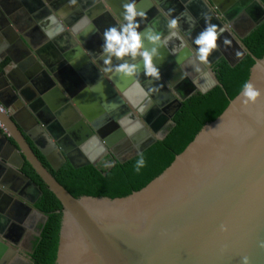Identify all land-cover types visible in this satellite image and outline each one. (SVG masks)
Here are the masks:
<instances>
[{
    "label": "water",
    "instance_id": "water-1",
    "mask_svg": "<svg viewBox=\"0 0 264 264\" xmlns=\"http://www.w3.org/2000/svg\"><path fill=\"white\" fill-rule=\"evenodd\" d=\"M51 1L21 0L39 26L53 20L49 16L62 2L72 10L68 20L58 16L70 30L66 31L59 22L57 33L65 41L60 51L66 60L77 56L76 41L88 48L90 31L94 35L90 43L95 40L101 45L103 30L121 22L125 2ZM137 6L147 12L141 28L151 25L162 36V59L154 61L160 79L145 77L139 58L134 61L137 67L131 75L105 70L98 53L88 48L95 63L88 57L70 59L74 68L86 64L76 72L80 83L74 91L61 81L58 68L52 69L46 61L45 47L31 43L21 29L17 28L16 33L12 18L6 21L10 27L2 35L6 44L16 50L15 56L9 57L13 63H20L23 78L14 80L5 70L0 73L9 92L8 107L14 109L12 112L2 104L7 110L2 117L7 133L0 132L1 241H11L4 234L10 221L3 209L14 197L6 191L23 196L9 186L12 180L18 178L27 189H37L39 198L43 194L24 172L27 163L62 205L55 264H241L242 257L248 264H264V57L252 56L244 44L245 38L264 22V0H238L229 12L216 0H205L202 8L189 0H137ZM253 9H259L261 17L254 18ZM185 10L191 12L194 22L181 16ZM205 13L218 30L224 29L219 37L230 41L229 45H220L207 66L195 59L191 43V36L204 27L201 19ZM170 16L180 17L177 28L171 30L175 35L167 24ZM89 19L94 20L85 32ZM94 24H99L98 33ZM240 27L245 30L239 32ZM145 46L152 47L147 42ZM232 47L242 53L234 60L230 57ZM246 55L255 61L248 82L260 92L257 100L242 105L236 96L217 119L204 125L164 172L140 191L114 199L75 198L39 157L40 154L55 172L66 163L76 169L95 165L107 151L124 163L126 160H121L118 153L122 148L126 153L134 144L140 154L166 137L168 131L159 133L160 129L153 128V120L162 109L173 106L169 113L172 120L184 101L221 85L212 69L217 61L224 58L235 66ZM113 63L119 61L114 58ZM207 76L212 78L211 85L201 87L199 83ZM98 80L102 81V89L98 85L97 91L85 90V85ZM149 101L151 107L144 110ZM101 124L110 130L118 127L119 137L113 141L105 138L99 130ZM39 139L47 142L45 150L37 143ZM74 159L82 162L77 164ZM28 208V213L35 210L47 219L36 208ZM18 222L21 225L10 224V231L23 236L27 230L23 221ZM20 240L11 243L19 247Z\"/></svg>",
    "mask_w": 264,
    "mask_h": 264
},
{
    "label": "trees",
    "instance_id": "trees-1",
    "mask_svg": "<svg viewBox=\"0 0 264 264\" xmlns=\"http://www.w3.org/2000/svg\"><path fill=\"white\" fill-rule=\"evenodd\" d=\"M244 44L252 56L258 59L264 57V22L245 38ZM252 56L246 55L235 66H231L224 58L215 64L214 70L221 85L205 94L197 92L182 103L172 119L173 125L168 129L166 137L142 152L145 165L138 172L133 167L138 154L124 163L116 162L107 168L89 165L76 169L66 163L58 172L50 171L75 198L91 196L114 199L140 191L172 164L205 124L214 121L225 111L242 84L249 80L250 70L255 64ZM24 172L42 191L35 208L47 218L33 244L32 264H55L62 205L30 165L26 164Z\"/></svg>",
    "mask_w": 264,
    "mask_h": 264
},
{
    "label": "crops",
    "instance_id": "crops-1",
    "mask_svg": "<svg viewBox=\"0 0 264 264\" xmlns=\"http://www.w3.org/2000/svg\"><path fill=\"white\" fill-rule=\"evenodd\" d=\"M189 1H192L193 4L196 5L198 8H202L201 6L203 2H205V0H189ZM200 1L201 3H199ZM216 1L218 5L222 7L223 10H225L226 12L232 11L233 5L236 3L238 4V0H216ZM45 5L49 9L48 3L45 2ZM242 5H245V3H242ZM197 7L195 8L198 11ZM185 11L191 14L189 10H185ZM72 14H73L72 10L69 9L67 5L57 6V11L56 12L52 11L49 16V18L53 20H51V22L45 21L43 25L39 26L38 22L33 21L34 14L24 6L21 0H0V73L3 70H5L6 73L14 80L23 78L22 75L23 72L20 70V66H19L20 63L19 64L13 63L9 57V56L12 57L15 56L16 50L13 49L10 45L6 44V42L4 41V37L2 35L10 27L9 25H6V21H8L9 18H12L14 20V24L16 25V29L14 28L16 33H18L17 28L21 29L23 30L24 35L31 43L41 47H45L43 55L52 69H55V67L58 68V71L60 72L59 77L61 81L64 83V85L70 91L71 90L74 91L76 88H79L80 79L79 76L76 74V72H78L80 68L81 67L83 68L86 64L85 63L79 64V67L81 65L80 68L79 67L74 68L72 65L69 64L70 59H72L71 61L75 59L80 61L81 59H84L82 57H88L93 63H95L94 60L90 57V50H88V48H93L95 53H98L97 57H99L100 47L97 46L96 43L97 41L95 40L93 43H90V41H92L94 37V35H92L93 32L90 31V34L88 35L89 37L87 38V43L89 45L88 48H85L83 44L76 41L79 49L77 56H75V58L71 56V58L67 60L63 58L62 52L60 51L62 49L60 45L64 44L65 41H63V35L57 33L58 32L57 28H59L58 24L60 22L64 26L65 30L70 32L69 28H67L64 25L63 20H61L60 18L64 20H68L72 16ZM191 16L194 18L192 14ZM201 16L199 18H201ZM203 19L204 18H202L201 20ZM87 29L88 26L85 25L83 31L86 32ZM72 38L74 39L73 36ZM4 43L6 44V46L4 45ZM61 62H65V64ZM58 66H61L60 69ZM104 77L108 81V83H111L109 77L105 75ZM4 86H5L4 79L0 76V103L3 104L4 106L7 105V109L13 112L14 109L12 108V106L9 105L8 107L9 92L6 90V87ZM4 120H6L5 117ZM107 162H108L107 160H103L99 162V165H97V167L107 168L110 166L107 164ZM9 186L11 188L16 189L17 191L19 190L20 193L22 192L23 196L16 195V193L11 191H6L8 194L14 197V199L11 203H8V205L3 209V212L5 213L4 216L8 219V221H10L8 227H5L6 229L4 228L5 229L4 234L6 235L8 234L10 236L8 237L10 238L8 240L16 241L17 238L18 239L21 238V240L19 241L20 244L19 247H15L11 243V241H8L6 243L2 242L0 236V244L5 245L6 247L5 249H2L0 247V251L2 253L0 254V264H32L31 253L33 249V244L36 238L39 236L40 227L45 221V217L40 214H37L35 210L28 213L27 208L28 207L35 208V206L32 205V202L37 201L39 199V192L37 189H32V188L27 189L24 186V184L18 180V178L13 179ZM18 220L23 221L22 226H24L27 230V232L23 234V236L20 235V232L14 233L10 231L11 228L10 224L21 225V223H19ZM0 222H2V220H0Z\"/></svg>",
    "mask_w": 264,
    "mask_h": 264
},
{
    "label": "clouds",
    "instance_id": "clouds-1",
    "mask_svg": "<svg viewBox=\"0 0 264 264\" xmlns=\"http://www.w3.org/2000/svg\"><path fill=\"white\" fill-rule=\"evenodd\" d=\"M70 3H76V0H69ZM122 12L120 14L121 22L111 25L103 30L102 44L100 50V59L102 64L106 66L105 70L115 73L131 75L137 65L134 61L139 58L143 63L144 76L151 77L152 80L160 79V71L154 61L160 60V47L162 46L161 33L155 30L151 25H145L141 28L143 19L147 16L146 10L140 9L137 6V0H125L122 4ZM171 11V10H170ZM189 22H194V18L190 13L185 11L181 13ZM204 27L194 36H191V43L194 46L195 59L202 64H209V57L212 56L220 47V45H229L230 41L227 38L219 37V33L224 29L210 22L207 13L203 14ZM179 16H170L167 20L169 30H174L178 26ZM94 28V26H92ZM175 35L174 31H171ZM219 39V44H218ZM146 42L152 47L145 46ZM119 63H113V59ZM70 65L73 62H69ZM151 83V81H150ZM102 89V81H96L94 84L85 85V90L97 91V86ZM149 91H152L150 88ZM260 96V92L248 81H245L238 94L237 99L242 105L254 103ZM108 105H114V102L106 101ZM151 107L149 101L144 105V110ZM145 165L143 154H138L134 162V170L139 171ZM241 264H248L246 257L241 258Z\"/></svg>",
    "mask_w": 264,
    "mask_h": 264
},
{
    "label": "flooded vegetation",
    "instance_id": "flooded-vegetation-1",
    "mask_svg": "<svg viewBox=\"0 0 264 264\" xmlns=\"http://www.w3.org/2000/svg\"><path fill=\"white\" fill-rule=\"evenodd\" d=\"M55 1H57V0H55ZM54 0H52L51 2H55ZM242 3H244V2H242ZM60 5H66V3H64V2H62V3H60L59 5H57V6H60ZM93 9V8H92ZM91 9V10H92ZM90 10V11H91ZM261 15H262V13L260 12V10L259 9H253V17L254 18H259V17H261ZM252 16H250V18H251ZM253 17L251 18L252 20H253ZM92 20H94V19H92ZM92 20H90L89 19V24H86L87 26H88V28L90 29V27L89 26H91V24L93 23L92 22ZM116 20V19H115ZM92 22V23H91ZM93 26V25H92ZM96 26H97V32L96 33H98L99 32V24H96ZM95 26V24H94V27H96ZM239 29V32H242V31H244L245 30V27H240V28H238ZM96 46V45H95ZM97 46H99L100 48H101V45L100 44H97ZM99 48V49H100ZM232 53H231V55H230V57H231V59H236V58H238V57H240L241 56V51L240 50H236V48L235 47H232ZM100 51V50H99ZM161 55V58H162V54H160ZM163 57H164V54H163ZM213 56H211V57H209V59H210V62H212L213 61ZM100 59V56L98 57V60ZM159 62H161V59L160 60H158V63ZM218 62V61H217ZM216 62V63H217ZM215 63V64H216ZM205 66H207V65H205ZM215 66V65H214ZM212 69L214 70V67H212ZM215 71V70H214ZM211 83H212V78L210 77V76H207V77H204L203 78V83H199V85H201V87H209L210 85H211ZM167 108V109H166ZM165 110H163L162 109V112L157 116L156 115V117H155V119L153 120V128L155 129V128H157V130L158 129H160V131H159V133L160 132H164V130L166 129V127H170L171 125H173V123H172V120L171 119H169L170 117H169V113H171L172 111H173V106L172 107H165L164 108ZM153 117L155 116V114H154V112H152V114H151ZM173 119V118H172ZM102 125V124H101ZM102 133H104L105 134V138H107V139H109L110 141H113L114 139H116V138H118L119 137V128L117 127V128H111V130L108 128V126L106 125V124H103L102 125V127L99 129ZM168 131V130H167ZM154 134V133H153ZM158 135V134H157ZM37 143L40 145V147H41V149H43V150H45V148H46V146L48 145L47 144V142L45 141V139H39V140H37ZM142 144H144V143H141V145ZM124 150H125V148H124ZM122 151H123V148L118 152L119 153V157L121 158V160H128L129 158H131V157H133V156H135V155H137L138 154V149H137V147H135V145L133 144L132 146H131V148H129V150H127L126 151V153H122ZM37 152V151H36ZM38 154V153H37ZM39 157L41 158V160H42V162H43V164L49 169V170H51L50 168H49V165H48V163H46V161H45V159L39 154ZM76 162H77V164H80V162H82L81 160L79 161V160H77V159H74ZM103 160H107L108 162H107V164L108 165H113L114 163H116V162H119L118 161V159L116 158V157H114L109 151H107L105 154H103V155H101L98 159H97V161H96V163H95V166H97V165H99V162H101V161H103ZM56 162V161H55ZM109 166V167H110ZM39 192V191H38Z\"/></svg>",
    "mask_w": 264,
    "mask_h": 264
},
{
    "label": "built area",
    "instance_id": "built-area-1",
    "mask_svg": "<svg viewBox=\"0 0 264 264\" xmlns=\"http://www.w3.org/2000/svg\"><path fill=\"white\" fill-rule=\"evenodd\" d=\"M7 112L6 108L0 103V132L7 133V129L3 123L2 116Z\"/></svg>",
    "mask_w": 264,
    "mask_h": 264
},
{
    "label": "rangeland",
    "instance_id": "rangeland-1",
    "mask_svg": "<svg viewBox=\"0 0 264 264\" xmlns=\"http://www.w3.org/2000/svg\"><path fill=\"white\" fill-rule=\"evenodd\" d=\"M170 128V127H169ZM168 127H166V129L164 130V132H166L168 129H169Z\"/></svg>",
    "mask_w": 264,
    "mask_h": 264
},
{
    "label": "bare ground",
    "instance_id": "bare-ground-1",
    "mask_svg": "<svg viewBox=\"0 0 264 264\" xmlns=\"http://www.w3.org/2000/svg\"><path fill=\"white\" fill-rule=\"evenodd\" d=\"M3 116H4V115H3ZM3 116H2V117H3Z\"/></svg>",
    "mask_w": 264,
    "mask_h": 264
}]
</instances>
